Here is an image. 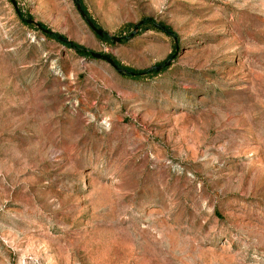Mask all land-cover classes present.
Here are the masks:
<instances>
[{"label": "rangeland", "instance_id": "rangeland-1", "mask_svg": "<svg viewBox=\"0 0 264 264\" xmlns=\"http://www.w3.org/2000/svg\"><path fill=\"white\" fill-rule=\"evenodd\" d=\"M0 264H264V0H0Z\"/></svg>", "mask_w": 264, "mask_h": 264}, {"label": "water", "instance_id": "water-1", "mask_svg": "<svg viewBox=\"0 0 264 264\" xmlns=\"http://www.w3.org/2000/svg\"><path fill=\"white\" fill-rule=\"evenodd\" d=\"M78 9V7H77ZM82 15V14H81ZM83 17V15H82ZM84 18V17H83ZM30 22V21H28ZM88 27L95 32L96 35H101V31L97 30L94 28L93 25H91L88 21H86ZM128 38V37H127ZM113 40H117V39H113ZM90 56L93 58V59H97V60H102L104 61L105 63H107L110 67H112L113 69H115V66L113 65L112 61L105 55H100V54H95V53H91ZM118 73H121L120 71H117Z\"/></svg>", "mask_w": 264, "mask_h": 264}, {"label": "trees", "instance_id": "trees-1", "mask_svg": "<svg viewBox=\"0 0 264 264\" xmlns=\"http://www.w3.org/2000/svg\"><path fill=\"white\" fill-rule=\"evenodd\" d=\"M72 48L74 49V51H76L79 55H82V56H85V57H89V55L80 47H77V46H72ZM115 64V63H114ZM116 66V64H115ZM124 71H127V70H124Z\"/></svg>", "mask_w": 264, "mask_h": 264}]
</instances>
